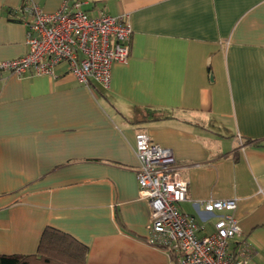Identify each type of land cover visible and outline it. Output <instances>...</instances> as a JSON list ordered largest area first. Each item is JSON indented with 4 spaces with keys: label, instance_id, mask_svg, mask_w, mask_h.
<instances>
[{
    "label": "crops",
    "instance_id": "1",
    "mask_svg": "<svg viewBox=\"0 0 264 264\" xmlns=\"http://www.w3.org/2000/svg\"><path fill=\"white\" fill-rule=\"evenodd\" d=\"M23 1L0 0V62L26 52L25 25L9 13ZM26 1L126 15L130 55L107 88L64 65L54 77L0 72V255L36 254L51 228L87 248L83 264H176L147 240L143 132L174 155L187 183L180 209L208 232L201 203L236 199L239 239L255 251L250 264H264V0Z\"/></svg>",
    "mask_w": 264,
    "mask_h": 264
},
{
    "label": "built area",
    "instance_id": "2",
    "mask_svg": "<svg viewBox=\"0 0 264 264\" xmlns=\"http://www.w3.org/2000/svg\"><path fill=\"white\" fill-rule=\"evenodd\" d=\"M16 13L26 28V52L0 62L1 73L54 77L64 65L79 83L95 82L107 88L112 65L129 58L132 30L124 14L99 11L91 16L79 1L47 13L26 0ZM134 150L138 197L150 207V244L163 247L176 264H250L255 251L239 239L240 228L233 216L236 199L202 202L203 212L214 219L212 230L203 232V225L180 209L187 199V183L179 176L170 149L139 132Z\"/></svg>",
    "mask_w": 264,
    "mask_h": 264
},
{
    "label": "trees",
    "instance_id": "3",
    "mask_svg": "<svg viewBox=\"0 0 264 264\" xmlns=\"http://www.w3.org/2000/svg\"><path fill=\"white\" fill-rule=\"evenodd\" d=\"M16 15V10H9ZM20 20V19H17ZM152 120L164 118L163 114L151 116ZM248 139L243 143L248 144ZM257 146V141L253 142ZM163 249V247H159ZM87 248L76 241L70 240L67 234L55 229L45 228L38 251L34 255H0V264H83ZM172 256V255H171Z\"/></svg>",
    "mask_w": 264,
    "mask_h": 264
}]
</instances>
